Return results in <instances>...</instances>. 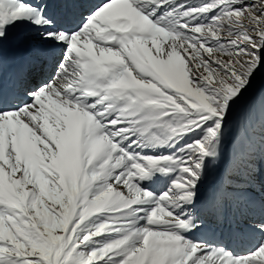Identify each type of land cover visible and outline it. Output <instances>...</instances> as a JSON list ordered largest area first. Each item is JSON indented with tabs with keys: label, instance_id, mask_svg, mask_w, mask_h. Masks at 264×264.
I'll return each instance as SVG.
<instances>
[{
	"label": "snow or ice",
	"instance_id": "obj_1",
	"mask_svg": "<svg viewBox=\"0 0 264 264\" xmlns=\"http://www.w3.org/2000/svg\"><path fill=\"white\" fill-rule=\"evenodd\" d=\"M0 264H264V0H0Z\"/></svg>",
	"mask_w": 264,
	"mask_h": 264
}]
</instances>
